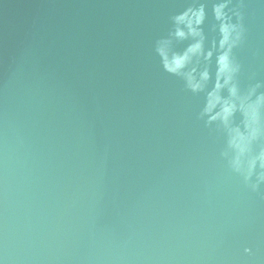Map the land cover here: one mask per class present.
<instances>
[{
  "label": "water",
  "instance_id": "95a60500",
  "mask_svg": "<svg viewBox=\"0 0 264 264\" xmlns=\"http://www.w3.org/2000/svg\"><path fill=\"white\" fill-rule=\"evenodd\" d=\"M218 2L0 0V264H264L261 170L230 165L248 101L216 89ZM200 5L213 55L194 92L157 47L183 54L171 18ZM233 7L243 99L264 85V0Z\"/></svg>",
  "mask_w": 264,
  "mask_h": 264
},
{
  "label": "clouds",
  "instance_id": "9594fccd",
  "mask_svg": "<svg viewBox=\"0 0 264 264\" xmlns=\"http://www.w3.org/2000/svg\"><path fill=\"white\" fill-rule=\"evenodd\" d=\"M231 0H219L213 5V15L219 22V51L216 57L217 64V83L216 89L227 86L230 94L238 100H241V107L246 105L245 115L249 120L248 137H233L230 146L237 150V155L230 159V165L234 171L240 173L245 181H248L256 169L259 167L260 174L258 182H264V147H260L255 153H251L249 145L253 142L264 138V119H262L261 110L264 109V92H258V89L264 87L257 82L250 85L248 96L241 98L238 95V87L235 80L236 75L240 72V64L236 63L231 52L234 47L241 44L245 35V27L243 25V15L239 7L229 9ZM231 12V14H230ZM233 15L236 17L233 22ZM206 13L203 5L199 7H189L185 11L174 15L172 19L173 31L170 35L172 38L186 40L191 39L183 54L172 53L169 55V46L171 39L162 41L157 52L164 61V67L167 71L182 75L185 77L187 87L192 91H198L204 87L210 78L207 66L202 70L199 69L200 58L208 61L211 59L213 52L211 49L205 50L204 34L201 25L204 22ZM193 65L190 70L185 71L189 65ZM223 81V83H221ZM255 97L252 100V97ZM219 100V97H217ZM235 104L226 103L223 108V119L227 121ZM215 118V117H213ZM256 185H253L255 188ZM246 251H249L246 249Z\"/></svg>",
  "mask_w": 264,
  "mask_h": 264
}]
</instances>
